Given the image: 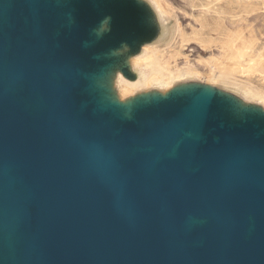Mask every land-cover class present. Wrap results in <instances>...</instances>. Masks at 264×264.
<instances>
[{
  "label": "water",
  "instance_id": "water-1",
  "mask_svg": "<svg viewBox=\"0 0 264 264\" xmlns=\"http://www.w3.org/2000/svg\"><path fill=\"white\" fill-rule=\"evenodd\" d=\"M63 1L0 0V254L10 232L13 264H264V141L201 138L197 103L99 109Z\"/></svg>",
  "mask_w": 264,
  "mask_h": 264
},
{
  "label": "rangeland",
  "instance_id": "rangeland-1",
  "mask_svg": "<svg viewBox=\"0 0 264 264\" xmlns=\"http://www.w3.org/2000/svg\"><path fill=\"white\" fill-rule=\"evenodd\" d=\"M77 1L64 0L61 11L75 9ZM107 1L119 4L118 0H83V3H89L97 10L107 5ZM126 1L133 11V28L125 30L120 37L111 36V31L103 32L99 38L92 34L94 38L87 40L88 48L85 50L90 62L84 68L86 73L102 75L107 68L121 66L117 58H107L105 55L122 44H126L128 52L134 55L143 42L154 40L156 33L146 7L135 0ZM163 1L172 9L170 21L173 27L168 43L160 50L165 51L162 54L174 50V61L170 65L174 71L186 68L197 70L204 78L235 83L264 98V0ZM54 12L60 28L67 18L62 12ZM104 17L111 28L110 15L104 12ZM92 27L96 29L97 23ZM203 85L202 80L188 78L176 82L166 97L153 90L148 102L143 99L135 101L133 119L148 123L163 119L168 114L178 117L197 103L203 117L199 129L201 138H215L214 130H223L258 136L264 141L263 103L247 100L239 91L219 83L210 85L211 93H207Z\"/></svg>",
  "mask_w": 264,
  "mask_h": 264
},
{
  "label": "bare ground",
  "instance_id": "bare-ground-1",
  "mask_svg": "<svg viewBox=\"0 0 264 264\" xmlns=\"http://www.w3.org/2000/svg\"><path fill=\"white\" fill-rule=\"evenodd\" d=\"M53 1L58 4L61 0ZM82 1L75 5L78 11L76 15L77 21L86 26L87 37L95 33L96 37L99 38L105 32L110 31L111 36L120 37V35L125 33V30L133 28L134 15L126 0H118V5L107 1V5L98 8L96 11L92 9L90 4L84 5ZM135 1L146 7L156 35L152 42H143L138 53L134 55L128 52L129 47L126 44H122L118 49L110 50L105 55L107 58H117L119 60L118 63L122 67L107 68L102 75L87 76L82 73L88 80V93L94 96V103L99 109L104 110L110 107L116 110V116L119 118L129 119L136 100L143 99L144 102H148L153 90L161 97H166L174 88L176 82L188 78L202 80L204 82L202 88L207 93L212 91L211 84L219 83L222 86L239 91L247 100H254L264 104V98L260 97L259 93H255L241 85L204 78L199 75L197 70L194 71L189 68L174 71L170 66L174 61V50L165 53L166 55L162 54L165 52L164 50H160L161 47L168 43L171 37L173 23L170 21L172 12L170 10L172 9L163 0ZM104 12H107L111 17V28L107 26V18H102V13ZM69 19H72L71 16H69ZM92 23H97L96 29L92 28ZM179 29L180 23L178 22V34ZM180 43L183 44L184 42ZM197 112L198 109L195 107L193 113L196 116H198ZM3 239L7 252L0 254V264H13L16 240L10 232H7Z\"/></svg>",
  "mask_w": 264,
  "mask_h": 264
}]
</instances>
